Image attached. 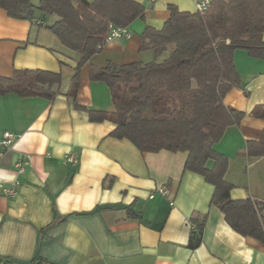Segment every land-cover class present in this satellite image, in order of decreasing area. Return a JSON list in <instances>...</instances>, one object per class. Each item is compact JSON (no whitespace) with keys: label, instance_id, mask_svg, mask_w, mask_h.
<instances>
[{"label":"crops","instance_id":"1","mask_svg":"<svg viewBox=\"0 0 264 264\" xmlns=\"http://www.w3.org/2000/svg\"><path fill=\"white\" fill-rule=\"evenodd\" d=\"M136 1L144 6V18L128 26L130 38L106 43L82 66L74 97L69 90L80 55L48 29L56 17H37L40 25L12 18L0 8V76L24 69L61 74L53 99L0 95V261L264 264V244L234 231L211 205L214 186L185 171L186 152H141L129 140L110 135L113 123L92 122L75 107L112 111L111 90L91 80L90 67L152 61L153 50L142 48L144 30H161L170 18V5L196 11L195 0ZM234 63L242 81L224 103L246 116L228 127L214 148L228 158L224 175L234 186L231 197L264 199V156L244 153L247 142L264 133V119L251 115L264 106V58L237 49ZM7 132L15 139L5 148L1 141ZM70 153L78 156L76 166L64 162ZM162 187L169 196L156 191ZM203 215L202 242L191 249L196 230L192 218Z\"/></svg>","mask_w":264,"mask_h":264},{"label":"trees","instance_id":"2","mask_svg":"<svg viewBox=\"0 0 264 264\" xmlns=\"http://www.w3.org/2000/svg\"><path fill=\"white\" fill-rule=\"evenodd\" d=\"M0 8L15 19L33 21L55 16L50 29L67 49L80 55L69 95L79 87L80 70L105 46L111 26L128 27L144 18L136 0H0ZM170 18L161 30L147 27L143 49L154 59L147 63L90 67V78L111 90L113 110H93L75 103L92 122L114 124L111 136L127 139L141 152H186L185 171L202 175L214 186L211 205L242 236L264 244V199H233V184L225 178L228 158L214 145L230 126L239 125L246 113L227 106L224 98L241 83L234 53L244 49L264 58V0H211L204 12L181 11L170 5ZM168 56L159 61L164 52ZM61 74L45 70H14L0 76V95L53 99ZM251 115L264 119V106ZM244 153L264 156V133L247 142ZM207 215L193 217L196 226L189 248L202 242ZM3 262V261H2ZM5 264H9L4 261ZM44 263L40 259L32 264Z\"/></svg>","mask_w":264,"mask_h":264},{"label":"built area","instance_id":"3","mask_svg":"<svg viewBox=\"0 0 264 264\" xmlns=\"http://www.w3.org/2000/svg\"><path fill=\"white\" fill-rule=\"evenodd\" d=\"M210 4H211V0H195L196 11L204 12L209 8ZM32 22L36 24H40V25L43 24L42 20L40 21V19H36V18ZM108 32L109 33L106 36L105 44L116 38H121V37L130 38L131 37V32L129 31L128 27L111 26ZM14 139H15L14 135L10 132H7L4 134V138L1 141V145L5 148H8L13 144ZM64 162L72 166H76L78 164V156L72 153L67 154L64 156ZM18 167L20 169L19 171L22 172L23 164H20ZM156 191H158L163 196H169L170 194L169 190L166 187L159 188ZM4 193L9 196L15 195V191L12 189H4ZM150 197L152 198L153 195H151ZM0 264H5V263L0 261ZM39 264H44V263H39Z\"/></svg>","mask_w":264,"mask_h":264}]
</instances>
